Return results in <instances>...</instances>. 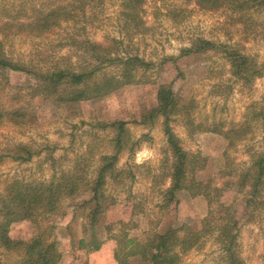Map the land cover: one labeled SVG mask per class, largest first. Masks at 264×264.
I'll return each instance as SVG.
<instances>
[{
  "label": "rangeland",
  "instance_id": "1",
  "mask_svg": "<svg viewBox=\"0 0 264 264\" xmlns=\"http://www.w3.org/2000/svg\"><path fill=\"white\" fill-rule=\"evenodd\" d=\"M61 1L0 0V9L8 6L7 12L15 15L19 8L14 4L24 3L25 11L20 14L28 17ZM83 2L85 14L77 20L59 19L43 34L27 30L4 37L0 32L3 51L19 66L18 70L0 68V106L19 103L34 113L26 123L5 120L0 124V196L13 180L49 181L63 169L92 179L100 156L113 153L116 147L115 126L104 125L121 120L125 131L120 136L117 176L106 177L101 210L91 218V205L81 203L92 194L81 191L62 199L53 216L51 239L60 252L56 264H117V239L143 243L153 233L181 224L203 229L198 245L185 252L178 249L184 264H264V183L246 214L244 198L250 187L240 192L237 186L239 174L254 155L264 153V120L258 116L264 99V73L254 75L248 83L234 77L221 47L176 62L172 59L195 39L205 38L248 55L259 66L264 62V10L235 11L228 4L201 7L196 0H139L135 9L129 8L127 0ZM113 39L122 44L114 45ZM84 40L110 43L120 55L136 54L149 66L139 67L133 83L121 85L102 99L56 102L43 100L39 94L32 100L11 99L17 92L30 93V86L43 71L78 70L94 63ZM117 69L110 65L100 73L110 76ZM171 81L180 94L192 99L193 109L189 115L173 116L170 128L183 149L204 158V168L195 178L211 185L209 197L177 190V203L165 205L172 158L162 118L151 123L140 119L155 105L157 87ZM200 126L215 131H201ZM21 145L34 153L26 161L14 158L25 153ZM219 203L229 206L232 221L237 219L232 256L222 249L225 241L217 239L218 230L209 232L211 226L201 223L209 210L219 215ZM33 233L27 222L10 228L13 238L28 240ZM93 242L100 245L98 249ZM19 259L18 251L0 246V264H16ZM126 264L148 263L128 252Z\"/></svg>",
  "mask_w": 264,
  "mask_h": 264
},
{
  "label": "trees",
  "instance_id": "2",
  "mask_svg": "<svg viewBox=\"0 0 264 264\" xmlns=\"http://www.w3.org/2000/svg\"><path fill=\"white\" fill-rule=\"evenodd\" d=\"M136 2L139 0H127V5L130 9H135ZM196 2L199 6L208 8L228 4L235 11L250 7L264 10V0H196ZM83 3V0H62L48 8L46 12L37 9V15L28 14V17L20 14L21 11H25L24 3L14 4L15 7L19 8L15 15L7 12L8 6H3L0 9L3 11V15H0V32L3 33L4 37L27 30L33 34H43L51 26H55L59 19L68 21L70 18L75 19L78 15L81 17L85 14L83 7H81ZM63 13L67 16H64ZM62 16L64 17L62 18ZM113 42L114 45L122 44L121 40L113 39ZM84 43L88 44L86 52L91 54L94 63L90 62L78 70L57 68L43 71L38 75L36 83L30 86V93L17 92L11 95V99L20 102L21 97H27L32 100L36 94H39L43 100L56 102L102 99L121 85L133 83L135 71L139 67L147 68L149 66V63L136 54L126 52L124 55H120L119 51L113 49V45L110 43L103 44L92 40H84ZM217 47H221L225 54L224 56L230 64L231 74L234 77L248 83L254 75L264 73V62L256 66L251 63L252 59L248 55L224 43L217 44L205 38L195 39L190 46L183 47L180 53L172 59L176 62L190 54L206 53ZM110 65L117 66V72L110 76L102 75L103 73L100 71ZM175 66L178 68L177 65ZM4 67L19 69V66L6 56L2 49V41H0V68ZM192 109V99L180 94L175 82L171 81L162 83L157 87L155 105L147 110L140 119L142 123H151L159 117L162 118L163 131L172 158L171 172L168 175L170 183L164 191L167 195L165 205L170 201L177 203V190L188 191L193 196H210V182L208 184L203 183L195 178V173L204 168V158L200 157L198 153H191L183 149L178 137L172 132L169 125L173 116L179 113L189 115ZM33 115L34 113L29 112L26 105L23 104L17 103L10 107L0 106V124L5 120L15 124L26 123ZM258 116L264 120V99ZM124 123L121 120H114L104 125V127L115 126L116 147L113 153L100 156V164L95 168L92 179H84L82 176L81 178L73 170L68 169L66 171L63 169L58 176L52 177L49 181L23 182L16 179L7 185L5 193L0 196V246L7 251L16 250L20 253V259L16 264H56L60 259V252L51 236L54 227L53 216L58 213L62 199L73 197L81 191H90L91 197L85 199L81 204L91 205V218L101 210L102 200H104L102 186L106 177L117 176L115 165L118 153L122 148L120 136L125 131ZM199 129L201 131H215V129H205L202 126ZM228 131L230 132L231 129ZM21 146L25 153H17L14 158L26 161L34 153L26 145ZM254 156L255 158L250 165L241 171L237 181L240 192L246 186L250 187L244 198L243 214H246L248 204L256 202L255 198L264 183V153ZM201 161H203L202 164ZM219 205L222 209L217 211L219 215H216L213 210H209L201 223L203 226H211L209 232L214 231V229L218 230L217 239L225 241L222 243V249L232 256V247L238 233V229H236L237 219L232 221L233 216L231 219L229 218L230 215L234 214L229 212V206H224L223 203H219ZM18 222H27L33 227L34 233L28 240L13 238L10 235L11 226ZM202 233L203 229L201 228L196 230L191 225L181 224L176 227L170 226L163 232H155L143 243L134 239H117L114 256L117 264L127 263L128 252L132 256L138 254L148 264H184L181 262V254L178 249L185 252L198 245L203 237ZM99 246L98 243L93 242L94 249H98ZM124 249L127 250L124 256H121ZM230 259L231 261L234 260L233 257Z\"/></svg>",
  "mask_w": 264,
  "mask_h": 264
}]
</instances>
